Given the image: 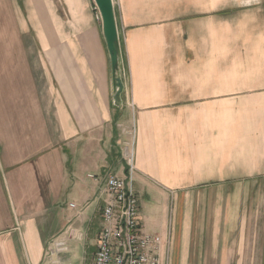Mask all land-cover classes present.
<instances>
[{
	"label": "crops",
	"instance_id": "obj_1",
	"mask_svg": "<svg viewBox=\"0 0 264 264\" xmlns=\"http://www.w3.org/2000/svg\"><path fill=\"white\" fill-rule=\"evenodd\" d=\"M113 5L119 107L95 0H0V43L21 47L0 51V77L27 82L16 108L34 109L24 136L0 137V264H69L55 243L85 238L91 264L128 144L160 264H264V0ZM30 32L38 52L25 51Z\"/></svg>",
	"mask_w": 264,
	"mask_h": 264
},
{
	"label": "built area",
	"instance_id": "obj_2",
	"mask_svg": "<svg viewBox=\"0 0 264 264\" xmlns=\"http://www.w3.org/2000/svg\"><path fill=\"white\" fill-rule=\"evenodd\" d=\"M123 151L128 173L107 176L102 224L91 264H160L162 239L141 228L139 199L129 183L135 169V150L128 144ZM66 248L63 241L55 243L56 251Z\"/></svg>",
	"mask_w": 264,
	"mask_h": 264
},
{
	"label": "rangeland",
	"instance_id": "obj_3",
	"mask_svg": "<svg viewBox=\"0 0 264 264\" xmlns=\"http://www.w3.org/2000/svg\"><path fill=\"white\" fill-rule=\"evenodd\" d=\"M99 18V17H98ZM2 34L3 36H8L9 30L7 29ZM24 46V45H23ZM11 48L13 50H21L20 44L12 45V43L8 44L3 41L0 43V51L1 52H7L10 51ZM39 45H37L34 42V35L32 32L28 33L25 36V51L29 52H38ZM30 64L29 67H32L34 69H41L40 61L39 60H29ZM1 64H3V60L1 61ZM26 66V65H25ZM20 78H22L20 76ZM27 78V77H26ZM0 110L2 111L0 114V137L8 139L9 135L12 132H18L19 135L24 136L25 135V118H27V111L33 112V108H16L17 102L22 103L23 101H29L31 100L30 94L28 91L25 92V87L28 86V83L25 82V85L22 83V85L16 84L15 82H10L8 76L0 77ZM11 105H14L13 108H11ZM47 120H49L47 118ZM43 126V125H40ZM45 126V125H44ZM54 124L52 122H48L46 124V130L47 132L53 133ZM133 130V134H135ZM22 148L25 149V137L22 142ZM0 153L2 155V159L4 161V149H0ZM25 153V150L23 151ZM21 159L25 158L24 154H21ZM5 167V163H4ZM4 167H0V175L5 173ZM66 200V199H65ZM71 201L67 200L65 203H62V207H67ZM44 223V221H41ZM94 248L92 245L88 242L87 238L84 239V241L75 240L72 241L70 244V248L67 251H63L61 253L62 259L69 264H89L90 258L94 252Z\"/></svg>",
	"mask_w": 264,
	"mask_h": 264
},
{
	"label": "water",
	"instance_id": "obj_4",
	"mask_svg": "<svg viewBox=\"0 0 264 264\" xmlns=\"http://www.w3.org/2000/svg\"><path fill=\"white\" fill-rule=\"evenodd\" d=\"M103 23V33L110 54L113 100L116 106H121L124 82L122 78V54L119 33L114 12L113 0H95Z\"/></svg>",
	"mask_w": 264,
	"mask_h": 264
}]
</instances>
